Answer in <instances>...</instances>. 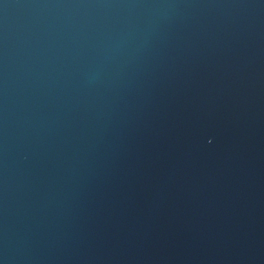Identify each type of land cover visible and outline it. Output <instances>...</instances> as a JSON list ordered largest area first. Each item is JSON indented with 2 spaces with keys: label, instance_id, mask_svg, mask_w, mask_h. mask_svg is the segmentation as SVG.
<instances>
[{
  "label": "water",
  "instance_id": "1",
  "mask_svg": "<svg viewBox=\"0 0 264 264\" xmlns=\"http://www.w3.org/2000/svg\"><path fill=\"white\" fill-rule=\"evenodd\" d=\"M0 264H264V0H0Z\"/></svg>",
  "mask_w": 264,
  "mask_h": 264
}]
</instances>
